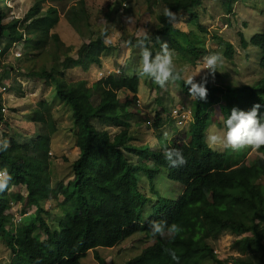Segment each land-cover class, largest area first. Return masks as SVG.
<instances>
[{
  "label": "trees",
  "instance_id": "obj_1",
  "mask_svg": "<svg viewBox=\"0 0 264 264\" xmlns=\"http://www.w3.org/2000/svg\"><path fill=\"white\" fill-rule=\"evenodd\" d=\"M83 1L69 0L68 4L72 5L65 9L59 4L62 0H52L54 4L45 6L44 0H37L21 19L5 22L9 8L0 0V39H5L0 55L12 44L24 41L26 57L34 52L42 57L40 69L32 61L33 66L25 74L30 79L52 83L57 98L69 105L74 145L79 151L70 164L72 179L56 182L53 188L48 148L49 137L56 131V125L35 108L32 110L35 115L30 119L36 126L35 139L29 144H19L10 137L9 149L0 152V169H6L12 177L8 189L0 193V235L12 253L8 264H81L80 259L87 252L111 248L132 236L151 238L149 225L158 220L177 223L183 231L174 240L153 238L125 264H176L166 249L175 250L179 264L205 261L264 264V147L255 151L256 157L236 162L228 151L218 152L205 143L206 130L213 123L224 129V121L233 108L247 112L253 105L260 104L259 116L264 118V32L249 41L238 33L242 48L250 45L259 51L261 78L231 86L211 84L209 76L206 99H192L191 108H188L191 115L187 130L176 132L167 143L157 133L164 125L162 116L165 112L154 113L151 126L158 145L153 147L146 141L137 144L134 139L135 132L131 128L139 122L135 119L132 122L133 116H130L140 115V109L135 103L127 100L120 103L117 98V92L121 90L136 98L137 75L112 73L91 84L84 79H65L64 73L73 66H84L85 71L90 65L102 68L103 55L110 49L102 35L105 31L107 36L109 34L107 21L113 11L110 5L99 20L102 30L82 42L75 57L70 56L69 47L54 31L63 15L78 36L84 37L82 14L85 11L82 7L75 9L76 3ZM130 1L115 0L118 2L115 12L121 8L120 16L130 12L122 7V3ZM146 1L150 5L158 4L160 9L156 15L158 28L146 42L154 55L160 36L167 38L172 50L182 57H190L193 62L206 54L202 47H194L180 39L176 35L177 29L163 15V9L168 7L173 13L188 14L194 21L197 18L195 8L202 0ZM215 1L221 4L226 15H230L234 3L239 0ZM140 36L129 35L123 39L129 46H134ZM48 42L53 44V50L43 53L42 47ZM222 43L225 56L231 57L232 45L224 40ZM47 63L48 68L45 67ZM176 83L189 96L184 81ZM39 105L48 109L45 101ZM95 122L101 127L98 128ZM108 128L117 130L110 134ZM165 147L181 150L186 165L170 167L163 156ZM161 171H165L167 180L181 186V192L175 201L158 198L145 214L150 198L140 191L136 174L144 173L148 188L153 191ZM13 186L15 190L11 189ZM21 188L26 192L24 195ZM50 200L68 207L55 226L43 218L51 213L43 206ZM17 203L34 208L35 224L15 226L10 213L12 205ZM223 232L236 235L232 243L236 255L230 258L231 261L218 259L208 242ZM95 259L98 264H105L96 253Z\"/></svg>",
  "mask_w": 264,
  "mask_h": 264
},
{
  "label": "rangeland",
  "instance_id": "obj_2",
  "mask_svg": "<svg viewBox=\"0 0 264 264\" xmlns=\"http://www.w3.org/2000/svg\"><path fill=\"white\" fill-rule=\"evenodd\" d=\"M3 1L5 6L9 8L6 22L12 18L21 19L33 2L37 0ZM44 1L45 4L43 6L50 5V3L54 4L52 0ZM68 3L69 0H62L59 4L66 9L69 5H72ZM126 4L130 12L120 16L121 12H115L118 5L115 0H84L83 2H77L75 9L79 10L82 7L85 11L82 14V32L84 33L82 38L78 36L63 18V15H61L54 31L57 32L61 41L69 47L70 56L75 57V51L81 43L93 38L96 33L102 30V24L99 20L107 13L109 5L113 7V11H111L107 21L109 42L106 44H108L110 49L109 52L103 55L102 68L90 65L85 71L84 66H73L64 73L67 81L84 79L91 84L98 80V72L105 69H119L121 76L136 75L140 63L139 49L129 46L123 38L129 35L140 36L142 35L141 29L147 30L149 35H152L158 28L156 15L160 12V9L158 4L150 5L146 0H131ZM58 9L62 14V10L59 7ZM195 11L197 12V18L194 21H191L189 15L184 12L175 13L177 20L173 25L177 29L176 35L180 39L194 47H202L206 54L193 62L190 57H182L181 54L174 51V61L177 67H187L190 70V74L196 75V78H198L204 74V72H201L203 57L210 54H219L223 59V63L218 67L215 78L211 77V84L240 86L248 82L258 81L262 73L259 65V51L250 45L247 48H242L239 45L238 33H242L245 40L249 41L254 35L264 32V0H239L234 3L233 13L230 15L224 13L218 1L202 0L195 8ZM125 16H133V24L127 25L124 21ZM222 40L228 41L232 45L231 57L225 56V47ZM23 43L24 41H19L12 44L3 55H0V88H4L0 91V109L5 108L3 113L0 111L2 117L0 122V140L9 141L11 137L19 144L31 143L36 137V126L30 121L35 115L32 110L39 108L42 116L48 119L50 117V120L56 125V131L49 137L48 148L49 171L54 184L55 182L69 179L71 174L69 166L79 153V151L76 153L74 145V126L72 124L71 109L67 103L57 98L52 83L30 79L26 76L25 72L33 66V62L39 69L43 62L42 57L37 52L31 53L30 56L26 57ZM160 43L169 44L167 38L160 36L158 38L157 52L160 50ZM4 45L5 39L2 38L0 39V51ZM53 47V44L48 42L42 47L43 53L52 51ZM169 47L172 49L170 44ZM17 54H20V56L18 57ZM48 66L49 63L45 67L48 68ZM138 78V93L135 99L132 98L133 96L129 92L122 90L117 92V98L120 103L126 100L130 103H135L140 109V115L131 114L130 116H133L132 122L134 119L139 122L131 128L135 132L134 139L136 143L140 144L146 141L152 144L153 147H157L155 132L151 126L154 113L159 110L165 112L162 116L164 125L157 133L163 138L164 143H167L169 137L188 128V122L186 125L181 126L182 128L175 123L174 118L170 117L171 110L176 109V112L179 115H185V120H187L186 110L191 108L192 99L181 91L177 83H170L165 88H160L151 79ZM43 101L48 107L47 110H44L39 105ZM129 108H132V106L130 105ZM147 122H150V124ZM95 125L98 128L101 127L96 122ZM107 130L112 134L117 129L108 128ZM209 130L222 132L224 129L213 123L206 130L205 136ZM215 150L218 152L228 151L232 160L236 162H240L244 158L251 159L258 155L250 148L237 152L219 148ZM136 179L140 191L150 198L145 208V214H147L150 207H152L151 205L158 198L175 201L181 192L180 185L167 180L165 171H161L158 174L153 191L148 188L144 173L138 172ZM21 190L22 195H24L26 193L25 190L23 188ZM59 200H61L60 197ZM49 205L51 206L49 207ZM49 205L47 209H50L51 213L48 216L44 215L43 218L49 224L55 226L62 219L63 212L68 207L61 206L55 201H50ZM12 206L11 217L15 213L21 215L20 221L16 222L15 226L25 225L30 227L36 223L33 207H23L20 203ZM152 239L153 237L132 236L111 248H98L96 251L87 252L80 259V262L81 264H98L95 259L96 253L104 260L105 264H125L127 260L136 256L142 248L150 244ZM235 239L236 235L223 232L217 239L208 240V242L213 249L218 251L216 254L218 259L231 261L230 258L236 255L232 249V243ZM11 258L12 253L0 235V264H8ZM202 264L212 263L205 261Z\"/></svg>",
  "mask_w": 264,
  "mask_h": 264
},
{
  "label": "clouds",
  "instance_id": "obj_3",
  "mask_svg": "<svg viewBox=\"0 0 264 264\" xmlns=\"http://www.w3.org/2000/svg\"><path fill=\"white\" fill-rule=\"evenodd\" d=\"M126 3H122L124 8L128 7ZM163 15L168 19L169 23H176V14L173 13L170 8L165 7L163 9ZM124 21L130 26L134 22V17L125 16ZM140 31L142 35L137 39L136 44L134 45V47L139 49L140 56V63L137 68L136 75L140 78L151 79L160 88H165L170 83H176L183 80L185 87H187L189 90V96L191 99H206L208 94L206 87L208 78L209 76H211L213 79L215 78V74L218 72V67H220L223 63L222 57L219 54H210L204 56L202 59L201 72H204L205 74L201 80L197 82V76L191 75L190 70L187 67H177L174 61V50L170 49L168 43H160V50L154 55L146 43L150 40L149 33L147 30L143 29ZM102 35L105 37V43H108L109 39L107 32L105 31ZM128 43L131 44V41H128ZM106 70L109 69H105L104 71ZM260 107V104H255L251 110L247 112L233 108L231 110V114L224 121L225 128L222 132L212 130L207 132L205 136V143L207 146L213 150L219 148L234 152L241 151L246 148L256 151L264 147V118L259 116ZM173 110H171V113ZM172 118H174L175 123L180 127L186 125L190 120L189 116V119L182 124L178 123V119L174 115ZM9 147L10 142L8 140H0V152L7 151ZM163 156L167 160L169 166L172 168H180L187 163L182 151L176 148L165 147L163 149ZM11 179L12 177L6 169H0V193H3L8 189ZM11 189L15 190V187L13 186ZM11 210H13V208H11ZM13 216L14 214L12 215L11 219ZM19 216L21 217V215ZM19 221L13 222L16 224V222ZM149 231L153 238L167 237L169 240H174L182 233L183 229L177 223L169 224L165 220H158L151 222L149 225ZM166 251L168 252L171 259L175 261L176 264H179V258L176 255L175 250L166 249Z\"/></svg>",
  "mask_w": 264,
  "mask_h": 264
},
{
  "label": "built area",
  "instance_id": "obj_4",
  "mask_svg": "<svg viewBox=\"0 0 264 264\" xmlns=\"http://www.w3.org/2000/svg\"><path fill=\"white\" fill-rule=\"evenodd\" d=\"M124 4V3H123ZM123 7V6H122ZM119 12H122V8H121V10L119 11ZM17 56L19 57L20 56V54H17ZM112 73H117V74H119V70L117 69V70H115V69H112V70H109V71H104L103 73L102 72H99V78H104V77H106V76H108L109 74H112ZM102 77H101V76ZM4 88L2 87V88H0V91H2ZM0 111L3 113L4 111H5V108L3 107V108H1L0 109ZM186 112H187V118L189 119V116H190V111L189 110H186ZM172 113H173V115L178 119V123H182V122H185V121H187V120H185V115H183V114H178V112H176V109H174L173 111H172ZM181 113V112H180ZM20 216L18 215V214H14V216H13V218H12V220L13 221H16V220H20ZM217 250H214V254H217Z\"/></svg>",
  "mask_w": 264,
  "mask_h": 264
},
{
  "label": "crops",
  "instance_id": "obj_5",
  "mask_svg": "<svg viewBox=\"0 0 264 264\" xmlns=\"http://www.w3.org/2000/svg\"><path fill=\"white\" fill-rule=\"evenodd\" d=\"M75 150H76V153H78V148L75 147ZM71 163H72V162H71ZM69 167H70V166H69ZM69 179H72L71 174H70V176H69ZM51 182H52V177H51ZM55 183H56V182H55ZM55 183L53 184V182H52V187H53V188L56 187ZM50 201H53V200H50ZM50 201H47V202L44 203L43 206H44L45 209H47V207H48ZM50 206H51V205H49V207H50Z\"/></svg>",
  "mask_w": 264,
  "mask_h": 264
}]
</instances>
